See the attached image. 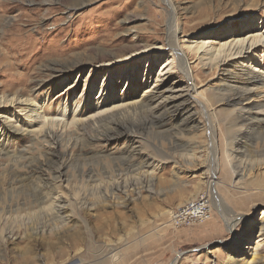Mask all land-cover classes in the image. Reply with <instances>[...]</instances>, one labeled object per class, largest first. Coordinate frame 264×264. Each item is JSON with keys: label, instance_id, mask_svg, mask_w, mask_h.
Returning <instances> with one entry per match:
<instances>
[{"label": "rangeland", "instance_id": "obj_1", "mask_svg": "<svg viewBox=\"0 0 264 264\" xmlns=\"http://www.w3.org/2000/svg\"><path fill=\"white\" fill-rule=\"evenodd\" d=\"M78 1L0 0V96L17 91H22L23 96L31 95L40 107L39 112L50 119L61 116L64 107L78 108L83 110L85 115L82 116L88 115L92 111V98H89L92 86L96 98L102 93L107 96L115 89L113 96L128 102L138 98L142 90L154 86L156 79L165 78L166 86L184 87L176 82L179 74H173L178 70L171 68L174 60L168 48L164 47L161 53L146 52L143 48L145 44L149 47L166 44V23L171 9L166 0ZM171 2L180 9L179 28L183 33L179 34V41L191 38L199 42L200 37L204 41L228 40L234 34L264 31V0ZM94 56L96 61L90 64L88 60ZM112 56H124L127 61L112 65ZM79 60L86 63L56 77L50 76V66ZM186 60L191 69L190 84L197 87L199 99L211 110L209 100L219 70L202 69L193 56ZM237 61L262 66L264 51L258 49L256 56L251 54ZM109 81L113 89L108 88ZM0 112L2 117H12L17 106ZM141 117L134 114L125 118V122L130 125L141 121ZM200 117L201 129L188 137L180 135L176 140L177 144L199 147L193 167L180 159L192 153L169 150L171 138L168 135L140 136L142 163L155 165L159 160L162 165L144 166L124 176V183L129 187L127 195L115 192V199H108L110 204H106L102 194L85 191L72 171L65 174L68 185L63 187L67 184L64 182L50 193L46 186L47 173L51 171L46 170L51 151L49 144L27 135L9 138L5 155L0 156V264H24L21 255L30 250H33L30 256L43 255L35 264H172L173 261L175 264H226L229 256L231 264H239L238 260L243 258V264H264V245L253 254L246 252L244 247L248 245L243 242L254 247L264 226V165L241 180L235 178L231 170L223 168L210 185L214 160L217 157L221 165L224 161L225 130L216 116L208 120ZM88 135L89 129L80 132L69 128L63 136V146L70 148L76 136L84 140ZM263 139L264 135L256 132L244 142L253 164L261 159ZM129 144L122 136L106 144H90L84 150L71 149L72 167L75 164L95 167L96 156L100 155L108 161L105 168L109 172L118 163L119 153ZM40 165H44L43 174L32 170L33 166ZM146 171L148 175L143 174ZM117 178L114 176L112 181ZM56 191L69 202L74 223L81 227L83 236L76 247H71L67 241L58 242L56 232L62 225L43 211L49 209V197H54ZM213 193L222 211L216 207ZM200 195L209 200L210 220L176 226L171 218L174 212ZM84 196L87 201L79 203L78 198ZM125 200L129 204L124 207ZM83 202L95 205L94 211L81 209ZM228 218L234 221L231 232L225 222ZM100 223L108 224L109 228L101 232ZM11 234L13 240H5ZM238 238H242L244 244L235 245ZM59 245L68 253L59 256L55 249ZM110 248H118L115 259H110L111 255L106 257Z\"/></svg>", "mask_w": 264, "mask_h": 264}, {"label": "bare ground", "instance_id": "obj_2", "mask_svg": "<svg viewBox=\"0 0 264 264\" xmlns=\"http://www.w3.org/2000/svg\"><path fill=\"white\" fill-rule=\"evenodd\" d=\"M165 2L168 7L171 8L169 11V19L166 23V44L162 47L155 45H150L149 47L145 44L143 48L147 49L146 52L156 50L159 53L163 51L164 47L168 48L169 52H172L169 54L173 56L172 60H174V64L171 68L178 70H174L173 74H179V80L176 82L183 84L184 87L175 84L166 86L165 78L160 80L156 79L154 86L142 90L138 98H134L132 101L128 102L113 96L115 89L112 88V81H109L108 88H112L113 91L109 95L106 94L107 96H103L102 93L96 98L93 96L95 89L92 86V95L89 96V98H92V111L85 117L82 116V114L85 115L83 110L64 107L61 110V116L50 119H46V117L39 112L40 107L33 102L30 98L31 95L23 96L22 91H17L12 95L3 94L0 96V110L17 106V112L12 117H2L0 115V132L2 136L0 140V156L5 155L4 148L6 143L9 138L15 135H27L33 140L39 139L49 144V150H51L48 153V166L46 167V170L49 168L51 169V171L47 173L48 184H46L50 189V193H54V190L57 189L58 186L59 188L63 186V183L66 182L65 174H68L67 171H72L74 178H78V181L82 182L85 191L102 194L106 204H110L108 199L113 201L116 197V193L117 195H127L126 193L129 187L124 183V176L134 173V171L140 170L144 168V166L153 168V166L160 167L162 165V162L159 160L156 161L155 165L151 162L150 164H146L147 162L142 163L143 152L141 150L140 136L142 138L147 133L168 135L171 138L169 150L181 149L192 153L180 159L183 161V164L193 167V162L196 160L195 154L196 151L198 152L199 147L188 144H177L176 140L180 135H191L193 132L201 129L200 116L202 115L205 116L207 120L211 116H216L219 123L223 122L225 130V136L223 138L224 147L222 148L224 161H222L223 164L221 165L217 157L214 160V169L211 174L212 178L210 185L215 181L218 170L222 171L223 168L231 170L234 177L241 180L253 170L259 168V166L264 165V146L261 148L259 154L261 159H258L256 163L253 164V162H251L252 156L250 155V150L248 146L244 144L245 140L252 134L256 135V132L264 135V65L256 66L252 65L251 62L250 64H244L237 61L247 59L251 54L256 56L258 49H261L262 52L264 51V31L257 33L250 30L248 35L234 34L230 36L228 40L219 39L217 41H204L201 39L203 37H200L199 42L193 41L191 38L179 41V34L183 33L179 28L180 21L178 19V12L180 9L174 6L171 0H166ZM77 3H79L78 0ZM135 35L138 36L139 33L136 31ZM190 56L197 59L198 64L204 70L214 68H218L219 70L217 76L218 80L211 90V100H209L210 104L212 103L211 110H208L206 104L199 99L200 96L197 93V87L190 84L191 69L188 67L186 60V57ZM112 59L114 60L112 65L127 61L124 56H112L110 63ZM88 61L91 64L96 61V57H90ZM85 63L86 62L79 60L76 63L69 62L52 65L49 67L50 76L56 77L57 74L63 71L74 69L76 66ZM166 67H164V70L167 69ZM196 107H198V110H192ZM134 114L142 115L141 121L127 125L125 118L128 116L131 117ZM72 127L80 132L89 129V135L84 140L82 137L79 138L76 136L70 148L67 146L64 147L63 144L65 143H63V136L65 132ZM138 133L141 134L138 135ZM80 134L84 136V133ZM122 136L128 139L130 144L119 153L117 157L118 163L115 164L109 172H107L105 168L108 161L104 156L100 155L96 156L95 167L94 165L89 166L81 164H75V166L72 167L71 149L84 150L86 147L90 146V144H106L113 140V138ZM58 148H60L59 151ZM172 162L176 165L178 164L177 161L173 160ZM41 167H44V165H40L38 168L36 166H33V169L32 167L30 168L34 172L38 170V173L43 174L44 170L41 169ZM143 174L148 175L147 171ZM114 176H118V178L112 181ZM95 182L96 184H93ZM66 183L67 184L63 187L68 185V180ZM146 184L147 182L145 181V187ZM212 198L214 201L216 200V202H214L216 207L222 211V205L215 193H213ZM49 200L51 201L49 209L46 208L43 211L62 225L58 232H56L58 242L62 243L63 241H67L70 242L71 247H76L77 244L81 242L83 234L81 227L74 223L75 218L73 217V212L69 209V202L62 197V194H59V191H56L54 197L50 195ZM81 201L85 202L87 198L85 196L81 199L78 198V202L80 203ZM84 202L82 203L81 209L90 212L94 211L95 205L91 203H89V205ZM128 202L129 201L125 200L124 207L129 204ZM225 222L229 227L228 230H230V232L233 231L234 221L232 222V220L228 218ZM87 224L88 223H86V225ZM99 227L101 228V232L109 228L108 224L104 223H100ZM73 229H75L74 232ZM69 232L72 233L70 234ZM5 240H13L12 234L6 236ZM256 240L257 241L253 243L255 244L254 247L249 246L242 238H238L234 241V244L241 245L240 243L244 242L248 245V247H244L247 253H256V250L264 245V226L261 227ZM60 246L61 245H59L58 248L54 247L58 250V255H62L64 252L68 253V251L63 252ZM230 246L232 247L234 245ZM117 250L118 248H110L106 257L111 255L110 259H115L118 254V252H116ZM32 251L33 250H30L27 254L21 255L22 260L25 262L24 264H35L43 258L42 254L30 256V252ZM231 259L232 258L229 256L226 264H231ZM244 259L245 258L238 260L239 264H243ZM172 264H175V262L173 261Z\"/></svg>", "mask_w": 264, "mask_h": 264}, {"label": "built area", "instance_id": "obj_3", "mask_svg": "<svg viewBox=\"0 0 264 264\" xmlns=\"http://www.w3.org/2000/svg\"><path fill=\"white\" fill-rule=\"evenodd\" d=\"M211 214L212 208L208 198L205 195H200L183 204L171 218L176 226L193 225L210 220Z\"/></svg>", "mask_w": 264, "mask_h": 264}]
</instances>
